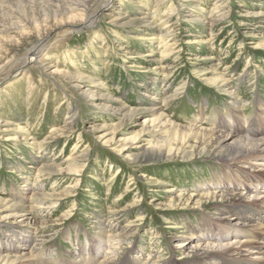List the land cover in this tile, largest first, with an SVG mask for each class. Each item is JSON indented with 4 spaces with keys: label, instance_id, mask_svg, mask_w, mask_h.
<instances>
[{
    "label": "rangeland",
    "instance_id": "374dc122",
    "mask_svg": "<svg viewBox=\"0 0 264 264\" xmlns=\"http://www.w3.org/2000/svg\"><path fill=\"white\" fill-rule=\"evenodd\" d=\"M262 101L264 0H0V254L28 236L27 256L46 239L28 264H93L109 226L131 233L114 264L135 248L138 264L189 263L217 206L197 184L222 168L194 136L158 158V116L216 130L230 102L250 120ZM46 195L52 215L32 208Z\"/></svg>",
    "mask_w": 264,
    "mask_h": 264
},
{
    "label": "bare ground",
    "instance_id": "6f19581e",
    "mask_svg": "<svg viewBox=\"0 0 264 264\" xmlns=\"http://www.w3.org/2000/svg\"><path fill=\"white\" fill-rule=\"evenodd\" d=\"M95 18L96 15H93L92 19ZM141 19L146 18L142 17ZM91 22L92 25L95 21ZM205 24L211 25L212 23L206 21ZM41 42H38L29 53V57H25V60L36 61V54ZM188 43L198 44L202 41ZM217 79H220L221 86L226 84L225 79L220 77ZM173 101L176 100H168L167 104L173 103ZM238 102L240 103V100ZM238 102L229 103L231 113L228 116L231 118H224L225 124H218L216 130L203 128L201 124L199 125L200 115L194 116L191 121L192 125L186 127L173 122L166 113H160L158 116L160 126H165L167 131H171V134L166 135L163 140L161 149L158 150V158H162L164 154L171 155L174 152L173 144L177 139L183 137L182 140H186L188 137L194 136L195 143L199 139L207 141L202 153H218L214 156H217V161L222 168L210 177L209 182L197 184V190L201 191V194L198 195L201 196L196 202L204 199L216 202L217 206L214 207L211 215L205 216L206 223L198 222L194 225L196 230L193 228L194 232L188 235V238L195 236L197 241L196 245L189 247L192 252H195L196 258L184 264H264V101L255 103L254 115L250 120L245 115H241L243 108L238 105ZM201 107L204 108V104ZM201 116H204V111L201 112ZM230 119L232 124L229 122ZM191 196L188 199H191ZM46 197L47 201L51 202H45L32 208L40 212L48 211L49 215H52L58 199L55 200L52 195H46ZM1 202L0 204H6V202ZM19 208L17 210L21 221L29 222L32 210L24 208L19 210ZM44 217L48 216L44 215ZM106 228L109 230L103 228L104 232H99L105 237L98 236L95 240L98 243L97 246H102L105 244V239L108 251L101 256L91 257L90 261L93 264H114L117 261L118 251L122 249V246L125 245L124 242L130 236L125 235L127 232L130 233L125 228L119 231L109 226ZM26 238L22 239L24 241L21 248L19 246L2 248L3 252L8 254H0V264H15L17 261L28 264L32 250L34 251L46 243V239H41L39 243L37 240V244L33 245L29 256H27L21 252L27 248ZM219 242L223 243L214 245ZM129 246L133 247V245ZM139 251L136 248L132 249L128 253L125 264H138L135 259L141 253ZM10 252L15 255L10 257ZM20 252L21 254L17 255ZM81 256L83 257V253ZM157 259L150 252L147 253L142 264H171L170 260L159 263ZM45 263L47 264V262ZM30 264L34 263L30 260ZM49 264L55 263L49 262Z\"/></svg>",
    "mask_w": 264,
    "mask_h": 264
}]
</instances>
